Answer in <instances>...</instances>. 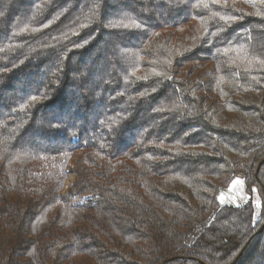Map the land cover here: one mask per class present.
Listing matches in <instances>:
<instances>
[{
	"label": "trees",
	"instance_id": "16d2710c",
	"mask_svg": "<svg viewBox=\"0 0 264 264\" xmlns=\"http://www.w3.org/2000/svg\"><path fill=\"white\" fill-rule=\"evenodd\" d=\"M0 264H264V0H0Z\"/></svg>",
	"mask_w": 264,
	"mask_h": 264
},
{
	"label": "rangeland",
	"instance_id": "374dc122",
	"mask_svg": "<svg viewBox=\"0 0 264 264\" xmlns=\"http://www.w3.org/2000/svg\"><path fill=\"white\" fill-rule=\"evenodd\" d=\"M246 185L243 179L238 178L234 181V183L232 184V186L226 190V194L225 192L223 193V201H230L229 204H235L237 206L242 205L244 203H246L249 200V197L247 195L246 192ZM256 201L257 204L260 205V197L258 194H256Z\"/></svg>",
	"mask_w": 264,
	"mask_h": 264
},
{
	"label": "crops",
	"instance_id": "0c3cea01",
	"mask_svg": "<svg viewBox=\"0 0 264 264\" xmlns=\"http://www.w3.org/2000/svg\"><path fill=\"white\" fill-rule=\"evenodd\" d=\"M233 183H234V182H233ZM233 183H232V184H233ZM231 186H232V185H231ZM231 186H230V187H231ZM245 190H246V189H245ZM226 192H227V191H226ZM226 192H225V194H226ZM222 197H223V196H222ZM221 200H222V202L225 203V204H229V203H230V201H225V202H224L223 199H221ZM233 205H235V204H233Z\"/></svg>",
	"mask_w": 264,
	"mask_h": 264
}]
</instances>
